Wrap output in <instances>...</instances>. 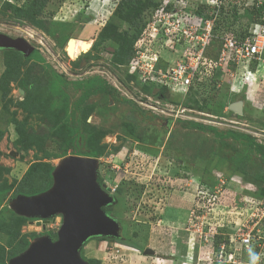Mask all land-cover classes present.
<instances>
[{"label": "rangeland", "instance_id": "1", "mask_svg": "<svg viewBox=\"0 0 264 264\" xmlns=\"http://www.w3.org/2000/svg\"><path fill=\"white\" fill-rule=\"evenodd\" d=\"M230 1L240 7L230 30L243 33L252 22L243 6L252 0L225 4ZM23 2L0 0V32L23 37L40 56L25 58L14 48H0V264H8L42 232L56 233L60 215L37 228L11 200L33 163L35 177L48 179V169L59 164L61 146L76 129L86 148L101 151L97 181L114 196L105 211L121 226L120 238L85 242L80 255L89 264H102L106 257L112 260L103 264H264L261 71L242 75L240 66L227 58L218 65L214 56L216 67L205 65L202 84L190 93L166 91L158 99L133 81L132 59L126 66L115 62L118 42L99 35L106 22L121 35L128 32V24L115 15L118 0H50L34 22L16 16L14 8ZM221 32H215L212 55L222 48ZM164 49L153 64L168 68L180 55ZM216 70L221 75L209 81ZM92 81L93 87L104 83L105 90L84 98ZM238 100L242 113L233 114L228 105ZM190 121L249 140L217 137L192 128Z\"/></svg>", "mask_w": 264, "mask_h": 264}, {"label": "water", "instance_id": "2", "mask_svg": "<svg viewBox=\"0 0 264 264\" xmlns=\"http://www.w3.org/2000/svg\"><path fill=\"white\" fill-rule=\"evenodd\" d=\"M0 48H14L25 58L34 50L23 37L1 32ZM242 108L241 100L228 105L233 114H241ZM97 176V157L69 154L53 168L49 189L12 199L11 206L18 214L37 219V228L45 229L46 223L57 215H61V223L55 239L49 234L35 238L8 264H89L80 255L88 239L96 236L120 238V224L103 209L114 202V196L98 183Z\"/></svg>", "mask_w": 264, "mask_h": 264}, {"label": "built area", "instance_id": "3", "mask_svg": "<svg viewBox=\"0 0 264 264\" xmlns=\"http://www.w3.org/2000/svg\"><path fill=\"white\" fill-rule=\"evenodd\" d=\"M203 1L210 7L208 18L191 15L182 8H174L167 13L159 14L149 23L145 34L148 36L150 44L148 43L145 49L137 50L132 59L133 67L131 69L136 70L140 82L164 85L169 90L183 94L195 79H203L206 74L205 65L213 71V66L216 67L217 63L205 56V51L213 36L212 29L216 16L220 8L225 5L226 0H185V2L181 0L185 6L189 3L191 8L197 6L195 2ZM245 5L262 8V12L257 19H253L249 23L243 36L231 33L221 36L222 48L218 55V65H220V61L227 58L231 64L240 66L239 73L241 72L242 75L247 72L246 75L254 76L255 72L260 70V76L264 79V0H252L250 4ZM151 37L154 41H151ZM164 40L167 44L162 46ZM173 40H175L174 45L171 44ZM155 41L161 43L152 45V43H156ZM164 47H168L170 50L174 49L180 55L172 66L167 68L166 65L165 69L153 64L158 62L159 54L157 53ZM151 48H154L156 53L153 54ZM209 73L212 75L214 72ZM156 102L159 103V101ZM261 103L264 107V99ZM145 104L154 110L158 108L149 102ZM242 242L245 246L249 244V234L242 237ZM221 253L216 256L215 261L222 262ZM110 259L112 260L111 257H106L103 261L110 262Z\"/></svg>", "mask_w": 264, "mask_h": 264}, {"label": "trees", "instance_id": "4", "mask_svg": "<svg viewBox=\"0 0 264 264\" xmlns=\"http://www.w3.org/2000/svg\"><path fill=\"white\" fill-rule=\"evenodd\" d=\"M50 0H25V2L22 3L21 6H16L14 8L15 14L17 17H19L22 20H27L30 22H34L36 19H38L39 16H41L44 12V9L46 5L49 3ZM197 4V2H195ZM185 6L183 2H174L171 3L169 0H118L116 8H115V15L116 17L123 23H127L129 30L128 32H124L123 35L119 34L118 31H115V28H108L111 26H108L109 22H106L101 29L99 35L101 38H108L113 39V41H117V47L112 52L115 62L117 63H125V66L128 65L131 59H133V56L135 55V52L140 49H145L147 44L149 43V39H146V30L148 28L149 23L154 20L159 14L167 13L171 11L174 8H182L185 9L186 12L190 13L191 15H198V17H206L208 18V13L210 12V7L208 4H206L204 1L197 4V6L194 8H191L192 6L189 5ZM240 7L232 1L228 2V4H225L222 6L219 10L218 15L216 16V19L214 21L212 33L213 36L211 38V41L208 46V50H206V55L208 57L218 56L220 49H217V51L214 52V55H212V45L217 44V37L218 35L215 32L218 31H225L221 32L223 34L225 33H231L236 36H243L247 28L244 30L243 33H239L237 30H230V28L235 24V21L238 19ZM243 10L246 11V13L250 14L253 19H257V17L262 12V8H257L254 5L253 6H243ZM161 12V13H160ZM88 18L84 19V21H87ZM146 39V40H145ZM219 50V51H218ZM34 55V56H32ZM37 57L40 58L39 53L37 50H33L32 53L27 58H33ZM166 68V64L163 62L162 65H159V67ZM220 70L214 71L212 74V77L209 79V81L213 80L215 78H218V76L221 75ZM130 76L132 77L133 81L138 84L143 90H146L149 93H153L156 97H162L164 92L169 91V89L164 85H157L154 83H142L138 80V73L136 70H131L129 72ZM95 80V79H94ZM204 81V80H203ZM22 82V81H21ZM102 82V81H101ZM103 83V82H102ZM198 84H202V80H194L192 84L189 86V93L191 92L190 89L195 88L198 86ZM94 81H92V84L90 85V89L85 93L84 98L88 97V95L99 91H104L105 86L104 83L100 84L97 87H93ZM21 87L24 89L23 83H21ZM178 96V95H177ZM183 99L184 95L181 97ZM201 109L204 108V105L200 106ZM205 108H208L209 111H214L216 107H207L205 105ZM188 124L197 130H205V131H211L214 133L217 137H241L246 138L249 140V136L245 134H238L234 132L233 130H226L224 132H219L216 128L209 125H203L201 123L196 122H188ZM74 154V155H81V156H91V157H100L101 151L100 150H90L89 148H86L85 146V139L80 135L79 131L73 130L70 132L69 137L65 140L64 144L61 146L60 153L58 154V158H62L66 155ZM36 164H32L26 171L25 176L19 181L18 188H17V195H37L39 193H42L46 189H48L52 184V171L54 167H50L47 171L48 179L40 180L38 175H36V171L38 168L36 167ZM35 177V186H32V179ZM45 181V182H44ZM104 210H106L105 207H103ZM107 211V210H106ZM109 214V213H108ZM24 220H28V218L23 217ZM32 220V218H30ZM42 234H49L51 238H56V233H53L51 231L42 232ZM119 240V239H118ZM121 243L131 245L130 242H122V240H119ZM218 249V248H217ZM94 264H100L99 261H94ZM216 264V263H214Z\"/></svg>", "mask_w": 264, "mask_h": 264}, {"label": "clouds", "instance_id": "5", "mask_svg": "<svg viewBox=\"0 0 264 264\" xmlns=\"http://www.w3.org/2000/svg\"><path fill=\"white\" fill-rule=\"evenodd\" d=\"M171 1V0H170ZM209 46V45H208ZM208 46H207V48H206V50H208ZM220 53V52H219ZM205 56H207L208 57V55H206V51H205ZM208 58H210V57H208ZM210 59H212L213 60V58H210ZM202 80V79H201ZM157 98H160V97H157ZM264 98H262V100H263ZM262 100H261V102H262ZM260 102V103H261ZM110 194H112V193H110ZM37 220V219H36ZM36 220H31V221H36ZM29 222V221H28ZM102 264H103V261H102Z\"/></svg>", "mask_w": 264, "mask_h": 264}, {"label": "flooded vegetation", "instance_id": "6", "mask_svg": "<svg viewBox=\"0 0 264 264\" xmlns=\"http://www.w3.org/2000/svg\"><path fill=\"white\" fill-rule=\"evenodd\" d=\"M15 37V36H14ZM34 50H36V49H34ZM61 216V215H60ZM28 221H30V220H28ZM53 239V238H52Z\"/></svg>", "mask_w": 264, "mask_h": 264}]
</instances>
